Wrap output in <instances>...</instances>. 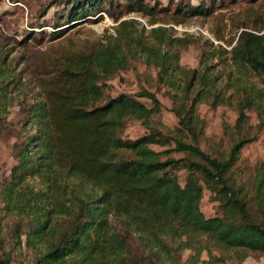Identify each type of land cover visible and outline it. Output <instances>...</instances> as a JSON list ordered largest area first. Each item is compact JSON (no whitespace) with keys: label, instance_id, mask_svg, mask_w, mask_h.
<instances>
[{"label":"trees","instance_id":"16d2710c","mask_svg":"<svg viewBox=\"0 0 264 264\" xmlns=\"http://www.w3.org/2000/svg\"><path fill=\"white\" fill-rule=\"evenodd\" d=\"M207 1L171 4L175 15L208 17L216 3ZM103 2L108 8L100 11ZM115 2L66 0L65 24L55 25L52 39L62 38L66 26L87 16L103 12L113 17ZM124 2L130 12L152 15L156 9L145 0ZM159 11L169 14L170 8ZM136 24L141 25L121 21L115 37L68 52L55 74L38 81L32 101L27 83L6 74L5 57L0 58V120L15 105L22 116L21 131L15 135L21 139L15 146L17 164L9 180L1 183L5 209L19 219L10 230L14 245L34 250L31 264H176L177 247L187 245L183 238L210 239L227 249L264 255V162L249 177V193L237 184L234 171L250 140H238L226 157L200 147L203 130L198 127L197 106L211 101L215 109L231 103L220 76L212 74L206 57L201 72L181 73L179 49L148 42L144 31L132 28ZM162 31L151 28L148 33ZM229 55L239 73H251L264 84V31H241ZM138 57L157 71V82L178 103L174 136L152 121L162 110L154 93L142 90L113 98L105 94V82ZM239 97L236 126L246 123V110H257L255 99L261 98L246 91ZM129 120L144 124L146 132L136 139L123 138ZM152 146L166 149L155 151ZM171 153L183 157L176 159ZM181 170L186 173L183 184L177 175ZM204 190L218 203L213 217L201 212ZM133 238L138 255L129 244ZM7 244L0 226V264H14Z\"/></svg>","mask_w":264,"mask_h":264},{"label":"rangeland","instance_id":"374dc122","mask_svg":"<svg viewBox=\"0 0 264 264\" xmlns=\"http://www.w3.org/2000/svg\"><path fill=\"white\" fill-rule=\"evenodd\" d=\"M115 1L113 17L103 12L95 17L87 16L78 23L66 26L62 38L52 39L55 25L65 24L66 0H0V58L5 57L2 69L6 74L19 78L21 84L27 83L26 92L32 101V94L38 90V81L46 75L55 74L68 52L85 50L100 40L115 37V29L121 21H136L141 25L136 24L132 28L144 31L143 36L148 42L162 41L167 50L179 49L181 73L190 74L193 70L201 72L204 69L202 60L206 57L207 63L212 66V74L220 76V83L225 86L231 103L215 109L210 106L211 101L197 106L198 127L203 130L200 147L208 154L226 157L238 140H250L241 150L234 171L237 184L249 191L252 185L249 177L264 162V84L251 73H239L229 60V52L241 31H264V0H213L216 4L211 16L191 18L175 15L171 0H145V4L156 8L152 15L130 12L124 0ZM176 1L181 0H174L173 4ZM183 1L198 5L203 0ZM165 7L170 8L169 14L159 11ZM103 8H108L107 3L103 2L100 11ZM151 28H161L163 31L150 36L148 32ZM177 28L192 32L185 33ZM29 37L35 39L27 41ZM156 74L153 67L147 66L143 58L138 57L131 61L127 70L105 82V94L113 98L118 94L133 96L142 90L154 93L162 110L152 121L163 133L174 136L178 122L174 110L178 103L173 102L168 88L157 82ZM11 88H8L9 92ZM245 91L252 98L258 95L261 98L255 99L257 110H246V123L236 126L239 96ZM141 102L150 106L147 99H141ZM8 109V115H1L0 120V226L3 237L8 240L6 249L12 248L14 264H31L35 257L34 250L25 248L23 244L15 246V239L10 235V230L19 219L15 213L11 214L5 209L1 184L3 180H9L11 169L17 164L15 146L21 142L15 136L21 131L19 106ZM145 132L144 124L129 120L122 136L136 139ZM151 148L155 151L166 149L159 146ZM170 157L178 159L183 156L171 153ZM177 175L183 184L186 173L181 170ZM200 209L206 218L215 216L219 211L218 203L207 190H204ZM182 242L187 245L177 247L176 264H264V255L227 249L214 245L210 239L183 238ZM178 243L174 242L176 246ZM129 244L135 255H138L140 248L134 238L130 239ZM165 264L172 263L167 261Z\"/></svg>","mask_w":264,"mask_h":264},{"label":"built area","instance_id":"2783aa9c","mask_svg":"<svg viewBox=\"0 0 264 264\" xmlns=\"http://www.w3.org/2000/svg\"><path fill=\"white\" fill-rule=\"evenodd\" d=\"M175 29H176V28H175ZM177 30H178V31L185 32V33H186V32H192V31H189V30H187V29H182V28H177Z\"/></svg>","mask_w":264,"mask_h":264}]
</instances>
